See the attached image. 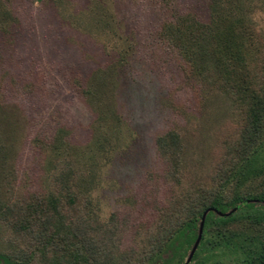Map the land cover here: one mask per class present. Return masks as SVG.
<instances>
[{"label":"rangeland","instance_id":"1","mask_svg":"<svg viewBox=\"0 0 264 264\" xmlns=\"http://www.w3.org/2000/svg\"><path fill=\"white\" fill-rule=\"evenodd\" d=\"M218 2L232 15L220 17L242 24L233 56L209 46L195 62L174 43L185 25L213 22L215 0H0L10 14L0 15V203L14 211L0 214V254L38 263L33 236L15 232L13 216L56 194L55 168L69 157L51 151L61 130L69 160L92 172L88 194L60 207L64 226L85 222L107 264H146L151 236L175 223L162 216L177 200L264 191L263 178L234 176L247 154L248 96L264 82V0ZM96 71L109 84L105 123H95L81 90ZM170 131L181 140L177 180L155 145ZM263 212L244 209L212 225L191 264L253 262L264 248Z\"/></svg>","mask_w":264,"mask_h":264},{"label":"trees","instance_id":"2","mask_svg":"<svg viewBox=\"0 0 264 264\" xmlns=\"http://www.w3.org/2000/svg\"><path fill=\"white\" fill-rule=\"evenodd\" d=\"M215 1L217 5L215 3L211 5L209 14L216 16L213 22L210 25H192L191 23L189 26L185 25V28L179 29L185 38H180L174 43L184 55L194 59L195 62L204 60L209 46L224 50L225 53L228 51V57L229 55L233 56L232 47L236 43L232 32L234 28L242 27V24L230 21L233 19L231 17H220L232 15L222 8L218 0ZM0 15L10 16L5 8L0 12ZM183 29L193 31L195 33L194 38L190 39ZM191 54L195 55L192 56ZM235 54L237 61L241 62L243 60L240 58L241 51H237ZM225 61L228 62V59ZM214 65L216 67V62ZM217 65H221L218 60ZM106 74L103 71L94 72L87 79L85 87L81 89L86 103L95 114V123H105L108 118L105 116V111L110 112V115L112 112L111 100L107 93L109 84ZM248 98L251 101L248 114L249 122L244 130L243 140L245 141L244 150L247 154L243 165L234 172L238 183L258 178L264 179V145H258L257 148L253 147L260 138L264 140V82L258 91L252 90ZM111 120L115 121L116 119ZM62 134V130L58 132L53 145H51V151L55 156H59L66 150L68 152L65 155L71 157L68 148L63 145ZM155 145L159 155L168 164L167 177L177 180L181 165V140L179 136L173 131L167 132L156 138ZM69 157L67 160L65 158L62 160L63 163L55 168L56 172L53 174V189L57 195L52 193L46 200L36 201L35 205L30 204L27 208L20 209L17 217L13 216L15 219L14 230L22 235L33 236V252L30 253V257H37V264H107L109 262L104 263L103 256L94 243V238L84 230L85 222L81 221L74 230L70 226L68 228L64 226L65 218L60 214V207L64 204H68L70 207L76 205L78 198L88 194L87 189H90L92 185V172L87 174L86 168L78 159L73 158L72 160L71 158L69 160ZM263 201L264 191L254 195L246 191L229 198L224 189L214 194L200 192L197 198L189 199L184 203L177 200L172 208L164 211L162 216L164 223L170 224L172 219L175 223L172 226L163 227V230L151 236L152 249L145 258L146 264H184L187 252L190 251L197 238L199 223L205 211L208 210V213L205 217L198 250L203 245L205 231L212 225L225 226L227 222L233 220L237 212L244 209H264ZM87 204L90 205L88 199ZM4 207L6 209L5 214H7L5 218H7L14 211L0 203L2 218H4L2 213ZM175 208L181 210V219H177L173 213ZM231 211L233 212L226 216ZM216 212L221 213V216ZM262 215L264 219V212ZM35 225L42 228H39V233H35ZM218 229L217 234H221L220 227ZM252 256L253 262L249 264H264L263 247ZM13 261L8 255L0 254V264H17Z\"/></svg>","mask_w":264,"mask_h":264},{"label":"water","instance_id":"3","mask_svg":"<svg viewBox=\"0 0 264 264\" xmlns=\"http://www.w3.org/2000/svg\"><path fill=\"white\" fill-rule=\"evenodd\" d=\"M262 204H264V201L262 202ZM213 212H215L214 210H211ZM233 211L229 212L226 214V216H229ZM208 213V210L205 211L201 217V220H200V223H199V227H198V233H197V238L192 246V248L190 249L189 251V254L187 255V258L184 262V264H189L198 248V245L201 241V238H202V234H203V229H204V221H205V217H206V214ZM216 214L220 215L221 216V213L219 212H216Z\"/></svg>","mask_w":264,"mask_h":264},{"label":"flooded vegetation","instance_id":"4","mask_svg":"<svg viewBox=\"0 0 264 264\" xmlns=\"http://www.w3.org/2000/svg\"><path fill=\"white\" fill-rule=\"evenodd\" d=\"M190 264V263H189Z\"/></svg>","mask_w":264,"mask_h":264}]
</instances>
